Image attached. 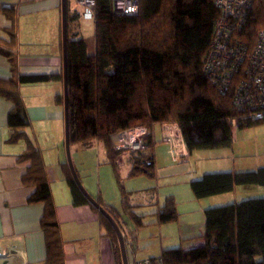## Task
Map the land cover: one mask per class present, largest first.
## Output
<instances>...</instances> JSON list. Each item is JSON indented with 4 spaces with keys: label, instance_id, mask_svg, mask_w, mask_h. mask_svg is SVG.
Returning <instances> with one entry per match:
<instances>
[{
    "label": "trees",
    "instance_id": "1",
    "mask_svg": "<svg viewBox=\"0 0 264 264\" xmlns=\"http://www.w3.org/2000/svg\"><path fill=\"white\" fill-rule=\"evenodd\" d=\"M1 10L12 26L6 29L9 39L0 41V52L10 61L12 70H16V8L5 5ZM254 16L246 30L252 42L257 30L264 26L263 9H258ZM219 17L214 0H140V12L125 16L114 12L111 0H96L93 34L72 39L71 23L79 21L81 14L71 9L67 0L70 143L72 146L98 140L104 145L106 163L112 166L121 193L122 210L107 205L100 196L93 197L112 215L122 232L125 231L122 212L136 229L147 224L146 215H139L136 206L130 204L129 191L121 177L119 151L115 148L120 132L138 125L148 128L146 148L132 153L136 160L128 176L154 178L156 125H177L192 152L231 148L234 143L231 120L235 117L240 119L238 128L242 129L262 123L244 119L245 113L233 103L242 71L226 92H220L204 73L205 54ZM55 78L56 75H22L19 81L0 78V95L13 103L8 116L12 129L9 141H26L19 160L30 161L22 177L26 184L35 187L28 202L45 204L41 227L47 254L43 264H66V254L42 151L25 131L29 121L24 113L20 84ZM56 101L64 105V95L57 96ZM61 168L73 204H88L98 211L80 190L67 160L61 162ZM240 185L264 186V166L208 172L190 182L197 199L231 192ZM154 215L158 225L177 222L179 212L174 196H168ZM204 215L203 244L163 250L164 264H264V197L209 207ZM100 221L112 241L116 264H123L114 227L102 214Z\"/></svg>",
    "mask_w": 264,
    "mask_h": 264
},
{
    "label": "crops",
    "instance_id": "2",
    "mask_svg": "<svg viewBox=\"0 0 264 264\" xmlns=\"http://www.w3.org/2000/svg\"><path fill=\"white\" fill-rule=\"evenodd\" d=\"M13 5L17 13V69L0 52V78L19 81L22 75H56L57 78L38 83H21L24 113L29 125L25 131L42 151L50 182L56 217L64 240L66 264H116L113 245L101 225L100 212L90 205H74L61 162L67 160L65 149V109L56 101L64 95L62 0H0V41L9 39L6 29L12 26L1 6ZM81 11V8L70 6ZM82 28L92 21L71 23L72 39L84 37ZM13 103L0 95V264H43L46 258L45 235L41 227L43 202H28L35 190L23 181L30 161H20L26 141L10 142L12 129L8 123ZM175 124H158L154 128L155 177H129L136 156L125 154L118 159L129 202L139 215H146V226L134 228L127 248L133 257L143 259L158 256L163 250L193 248L203 244L205 209L241 201L254 196L259 185H240L233 191L197 199L190 182L208 172L245 171L264 166L263 160L237 162L231 148L194 150L184 142L182 154L174 161L169 145L163 137ZM247 128L243 132H247ZM234 142L239 128L233 129ZM230 150V151H229ZM73 163L85 189L92 196H100L107 205L122 210L121 193L113 168L106 163L104 145L93 140L88 144L71 146ZM246 160V159H245ZM193 163L190 165V163ZM264 187V186H262ZM174 196L179 212L175 223L155 224L154 213L160 211L168 196ZM128 224H130L128 222ZM128 227V226H127ZM18 260L19 263L15 261Z\"/></svg>",
    "mask_w": 264,
    "mask_h": 264
},
{
    "label": "built area",
    "instance_id": "3",
    "mask_svg": "<svg viewBox=\"0 0 264 264\" xmlns=\"http://www.w3.org/2000/svg\"><path fill=\"white\" fill-rule=\"evenodd\" d=\"M80 5L81 19L93 21L96 0H76ZM220 17L214 25L210 46L204 58L203 70L209 81L220 92L230 89L237 74L243 72L233 97L235 107L245 113L244 119L264 122V26L257 30L255 39L250 41L247 25L255 17L258 9L264 11V0H214ZM113 10L118 15H134L140 12V0H111ZM240 119L231 120L234 128ZM163 137L169 145L170 154L177 161L182 154L184 139L177 125ZM148 128L135 126L118 134L115 148L118 159L146 148L145 136ZM131 249V248H130ZM133 254V252H132ZM19 263L18 260L15 261ZM129 264H164L162 254L143 259L133 257Z\"/></svg>",
    "mask_w": 264,
    "mask_h": 264
},
{
    "label": "rangeland",
    "instance_id": "4",
    "mask_svg": "<svg viewBox=\"0 0 264 264\" xmlns=\"http://www.w3.org/2000/svg\"><path fill=\"white\" fill-rule=\"evenodd\" d=\"M70 6H75L80 8V5L76 0H68ZM76 27H74L75 30L81 31L82 34L85 36L90 33V25H84L82 28H79L80 25L75 24ZM242 128H239V133L237 136L236 142L233 143V146L231 147V153L232 157L237 161H248L252 162L254 160H263L264 162V122L255 124L249 128H247V132H243ZM229 150V151H230ZM246 159V160H245ZM193 164L192 162L190 165ZM259 188L257 191L255 190H250L253 191L254 198L255 197H264V187L258 186ZM253 198V197H252ZM123 220H124V230H126L128 234V242L131 239L130 233H132L133 229L135 226L132 224V221L130 218L122 212ZM128 222L130 224H128ZM128 226V227H127ZM134 227V228H133ZM128 251V258L129 261L131 262L133 259V254L131 252L130 246L127 248Z\"/></svg>",
    "mask_w": 264,
    "mask_h": 264
},
{
    "label": "water",
    "instance_id": "5",
    "mask_svg": "<svg viewBox=\"0 0 264 264\" xmlns=\"http://www.w3.org/2000/svg\"><path fill=\"white\" fill-rule=\"evenodd\" d=\"M62 41H63V76H64V98H65V149H66V157L67 162L69 164V167L71 169V173L79 186L80 190L83 192V194L86 196V198L89 200V202L96 207L99 212L108 219V221L112 224L114 227L118 239H119V245L121 249V255H122V261L123 264H129V258H128V251L126 246V240L124 237V234L119 227L118 223L115 221V219L112 217V215L103 207L100 205V203L85 189L83 186L77 170L75 168V165L73 163L72 154H71V143H70V137H69V123H68V76H67V43H68V22H67V0H62Z\"/></svg>",
    "mask_w": 264,
    "mask_h": 264
}]
</instances>
